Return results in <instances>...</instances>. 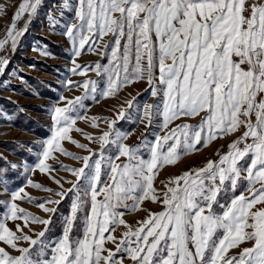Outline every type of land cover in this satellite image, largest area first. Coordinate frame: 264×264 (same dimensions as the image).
I'll list each match as a JSON object with an SVG mask.
<instances>
[{"label":"snow or ice","instance_id":"1","mask_svg":"<svg viewBox=\"0 0 264 264\" xmlns=\"http://www.w3.org/2000/svg\"><path fill=\"white\" fill-rule=\"evenodd\" d=\"M41 3L22 0L0 39V49L17 47ZM60 7L72 5L63 0ZM5 8L0 5V10ZM74 11V20L64 32L74 57L88 45V51L99 55L110 46L111 58L106 66H81L73 59L70 71L86 76L95 70L107 77L106 84L100 89L91 79L67 81L69 88H82L84 95L61 97L64 106L53 110L51 138L35 165L24 168L26 173L38 170L51 176L54 169L48 161L56 159L57 151L81 161L78 168L63 166L76 178L68 181V189L55 177L59 192L26 180L27 185L60 198L38 204L49 214L58 209L48 204L58 206L73 193L69 214L63 217L61 237L48 241L52 216L41 218L22 208L18 201L31 203L36 198L25 186L12 188L7 169L0 170V186L8 196L0 201V264H125L126 259L130 264H264V0H77ZM25 16L24 27L19 28ZM105 36L112 37L111 45ZM8 63L0 57V73ZM141 80L147 81L153 97L161 99L159 104H144L139 119L148 128L154 117H162V135L157 134L150 145L124 142L133 132L120 131L116 124L133 107L136 98L132 97L115 119L91 118L93 127L107 124L99 136L85 133L90 142L100 144L98 153L71 139L76 121L87 118L79 114L87 96H114ZM194 118H199L198 123L174 124ZM241 129L242 135L228 145L226 153H217V160L169 178L162 192L154 187L163 166L199 151L198 145L207 147ZM65 139L88 155L68 152L61 145ZM138 140L146 137L141 134ZM109 145H116L118 154L107 158L108 180L102 184L104 150ZM142 146L149 151L147 159L140 154ZM121 157L125 160L116 163ZM145 200L162 203L164 210L149 212L133 227L118 209L141 210ZM81 220L82 236L73 238ZM32 223L44 227L34 232ZM121 225L126 230L117 238ZM248 242L250 247H242ZM108 243L114 249L106 247ZM233 249L239 251L232 254Z\"/></svg>","mask_w":264,"mask_h":264},{"label":"rangeland","instance_id":"2","mask_svg":"<svg viewBox=\"0 0 264 264\" xmlns=\"http://www.w3.org/2000/svg\"><path fill=\"white\" fill-rule=\"evenodd\" d=\"M16 1L0 0V5L6 6L4 10H0V39L5 36L8 24L12 21V15L16 11ZM62 3L63 0H42L37 13L32 17L31 22L28 23L27 31L19 38L17 47L13 50L9 45L4 49H0V57H6L9 61L4 72L0 73V157H3L0 160L3 165L2 168L0 167V170L7 169L8 183L12 188L25 186L26 192L36 198L31 203L27 200L18 201L20 206L34 215L45 219L51 214L44 212L38 207V204L44 202L47 198L53 200L60 199L58 196L53 195V192H59L61 188L54 182L52 177L60 180L64 189L70 188L71 184L68 181H75L76 178L72 175L71 171L66 170L63 166H67L68 169L78 168L81 166V161L57 151L54 153L56 159L48 161L54 169L51 176L38 170L34 173H26L24 168L35 165L45 142L51 138L54 128L52 120L53 110L56 106H64V101L61 100V97L73 98L84 95L82 88H69L67 81L73 80L82 83L85 79H91L97 81L100 89L105 87L107 77L103 73L97 75L96 71L92 70L88 71L85 76L70 71L73 67V59L81 66H94L96 63L106 66L111 58L110 46L108 49L103 50L105 54L99 55L95 51H88V45H86L79 57H74L72 42L64 32L66 26L74 20V6L77 4V0H69L72 7L66 9L60 7ZM52 17H55V26L52 24ZM26 20L27 16L21 19L17 26L23 28ZM104 41L111 45L112 37L105 36ZM132 97L136 98L133 107L127 109L126 118L118 121L116 128L123 132H133L124 141L125 143L129 145H136L138 143L150 145L162 129V117L159 115L154 117V123L148 128L145 127V123L140 121L139 117L142 115L144 104H159L161 98L151 95V89L146 80L129 84L121 88L114 96L107 98H102L99 94L96 95L95 99L90 95L87 96L83 100L84 108L79 109V114L87 118L76 121L75 128H79L82 131H76L74 128L69 133L71 139L78 141L80 144L88 145L90 149L98 153L101 147L100 144L98 142H90L86 138L85 133L99 136L102 131L107 130V124L99 122L98 127H93L91 118L107 117L115 119L119 108L122 105L127 108L125 102ZM145 128L146 130L143 135L146 137V140L133 141L140 136V133ZM243 130L241 129L238 132L239 136L242 135ZM217 140H221L220 142L223 143L224 138L216 139L215 141ZM218 144L220 143H217L214 147L215 155L212 158L204 157L202 159L197 157L187 160L186 156L184 159L180 158L176 164L163 166L159 170L154 187L162 192L169 178L180 176L183 172L190 169L201 168L208 160H217L219 158L217 153L222 154L225 147L228 149L227 143L219 146ZM61 145L68 152L76 156L88 155L85 149L73 144L71 140L65 139L61 141ZM117 154L116 145H109L104 150L106 159L101 175L102 184L108 180L107 158L115 159ZM140 154L145 159L149 157V151L146 147L142 146L140 148ZM124 160L125 158L121 157L116 163ZM12 163L19 165V167L16 169L10 168L9 165ZM179 164L182 165L180 168L177 167ZM11 171L17 174L16 183L22 180L20 185L17 184L18 186H16L11 175L8 174ZM27 178L41 184L43 188L52 189L53 192L27 185ZM81 194L83 195V192ZM73 196V193H69L68 195L70 204ZM7 198V194L3 192V188L0 186V201ZM47 206L55 207L56 205L48 204ZM59 210L62 211V208L60 207ZM86 210L87 205H85ZM118 210L124 213L123 219L135 227L138 221L147 218L149 212H161L164 210V206L159 202L154 203L151 200H145L141 210L133 211L131 208L124 207ZM81 216H83V213ZM9 227L15 230L14 223L9 222ZM43 227V225L38 223L31 224L34 232L41 231ZM54 227H50V230L46 232V239L53 243L62 234L54 236ZM82 228L83 222L81 220L77 223L74 238L82 236ZM125 230L126 228L123 225L117 227L115 236L119 238ZM24 231L32 235V232H29L27 227L24 228ZM20 243L25 247L28 246L23 241ZM106 247L114 249L112 243H108ZM9 250L13 251V254H17L14 250ZM126 261L128 260L126 259Z\"/></svg>","mask_w":264,"mask_h":264},{"label":"crops","instance_id":"3","mask_svg":"<svg viewBox=\"0 0 264 264\" xmlns=\"http://www.w3.org/2000/svg\"><path fill=\"white\" fill-rule=\"evenodd\" d=\"M198 120H199V118H194V119H188V120H177V121H175L174 122V124L175 123H183V122H187V123H191V124H196V123H198ZM174 124L173 125H170V127H173L174 126ZM145 130H146V128L144 129V130H142V133H140V136L139 137H141V134H144L145 133ZM159 134H163V130L161 129L160 131H159ZM239 136V133L237 132V133H234V134H230V135H228V136H225V137H223L224 138V140H223V143H221L220 141L221 140H217V141H214L209 147H207V148H205V146H203L202 144L201 145H198L197 147L199 148V151H193V152H190V153H188V154H186V155H182L181 156V158L182 159H184V158H186V156H187V160H191V159H194V158H197V157H199V158H204V157H208V158H212V157H214V155H215V150H214V147H215V145L217 144V143H220V144H218V146L219 145H222V144H224V143H227L228 145L233 141V140H235L237 137ZM218 139H222V138H218ZM136 140H138V138L137 139H135V140H133V141H136ZM132 141V142H133ZM131 142V143H132ZM217 146V147H218ZM205 148V149H204ZM202 149H204V150H202ZM146 150V149H145ZM202 150V151H201ZM198 152V153H197ZM193 153H195V154H193ZM191 154H193V155H191ZM191 155V156H190ZM189 156V157H188ZM180 166H182L181 164H179L177 167L178 168H180ZM243 189L241 188L240 189V191H242ZM237 194H239V191L237 192ZM251 246V243L250 242H248V243H245V244H243L242 245V247H250ZM239 251V249H233L232 250V254H235L236 252H238ZM125 264H130V261H126L125 262Z\"/></svg>","mask_w":264,"mask_h":264},{"label":"trees","instance_id":"4","mask_svg":"<svg viewBox=\"0 0 264 264\" xmlns=\"http://www.w3.org/2000/svg\"><path fill=\"white\" fill-rule=\"evenodd\" d=\"M1 160V159H0ZM0 167L2 168L3 165L1 164L0 162ZM8 174L11 175V178L14 180L16 186L20 185L22 183V180L19 182L16 183V180H17V174L13 171L11 172H8ZM18 184V185H17ZM69 197H66L61 203L60 205L58 206H55L57 207V212L55 214H51L52 216V223L48 226L49 227V230H50V227L52 226H55L54 227V231H53V235L54 236H58L60 233H62V225H63V217L67 216L69 214V207H70V201H69ZM60 207L62 208V211H60ZM48 232V231H47ZM75 230L73 232V238H74V235H75Z\"/></svg>","mask_w":264,"mask_h":264},{"label":"built area","instance_id":"5","mask_svg":"<svg viewBox=\"0 0 264 264\" xmlns=\"http://www.w3.org/2000/svg\"><path fill=\"white\" fill-rule=\"evenodd\" d=\"M16 2H17V4H16V9H17L18 5L22 2V0H17ZM16 9H15V10H16ZM15 10H14V11H15ZM13 14H14V13H13ZM12 17H13V15H12ZM11 20H12V18H11ZM10 24H11V23H9L8 26H10ZM227 151H228V149L225 147V148L223 149L222 154H223V153H226Z\"/></svg>","mask_w":264,"mask_h":264}]
</instances>
